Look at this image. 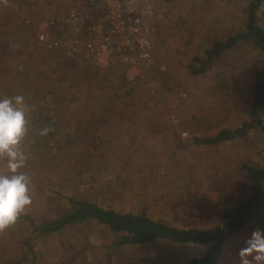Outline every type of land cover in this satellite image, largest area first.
Wrapping results in <instances>:
<instances>
[{
	"label": "rangeland",
	"instance_id": "rangeland-1",
	"mask_svg": "<svg viewBox=\"0 0 264 264\" xmlns=\"http://www.w3.org/2000/svg\"><path fill=\"white\" fill-rule=\"evenodd\" d=\"M255 2L161 0L153 12L161 17L150 13L155 64L148 72L136 67L130 83L123 66L70 62L63 51L38 42L25 19L61 16L63 0H0V97L22 95L30 106L22 171L32 184V204L0 230V264H187L203 257L207 245L168 238L124 244L125 233L96 219L40 231L74 201L179 229L224 227V214L250 193L243 166L264 163V107L258 117L251 114V85L264 67V52L251 38L202 74L190 67L200 65L196 59L215 41L246 32ZM255 14L264 29V0ZM246 122L253 126L244 136L192 150L193 132L203 140ZM44 128L47 135H40ZM6 171L0 157V172ZM257 208L260 215L228 239L218 264H238L246 236L264 228V202Z\"/></svg>",
	"mask_w": 264,
	"mask_h": 264
},
{
	"label": "trees",
	"instance_id": "trees-1",
	"mask_svg": "<svg viewBox=\"0 0 264 264\" xmlns=\"http://www.w3.org/2000/svg\"><path fill=\"white\" fill-rule=\"evenodd\" d=\"M261 1L256 0L251 6L247 31L231 37L226 42L215 41L212 47L206 50L205 58L196 59L200 65L190 67L193 75H199L209 70L223 52L232 48V46L240 41L253 38L257 46L264 52V29L257 25L255 14ZM251 91L253 96V110L251 114L258 117V109L264 107V67L259 73L255 74V81L251 85ZM252 126V122H246L241 129H222L217 135L199 140L198 143L208 145L231 141L244 136L245 128ZM261 128L264 130V127ZM243 169L247 174L246 180L250 182V193L224 214V227L218 225L208 230L179 229L165 223L155 222L145 216L121 213L111 208L102 207L96 203L74 201V208L72 210L64 214L60 220L45 225L40 234L56 231L69 223L96 219L100 223L109 225L115 232L125 233L122 241L124 244L144 243L156 238H168L179 243L207 245L208 247L203 257L193 258L187 264H218L223 245L232 235L239 232L254 215H260L257 204L258 202H264V163L258 167L245 165ZM261 217H258V219L261 220Z\"/></svg>",
	"mask_w": 264,
	"mask_h": 264
},
{
	"label": "built area",
	"instance_id": "built-area-1",
	"mask_svg": "<svg viewBox=\"0 0 264 264\" xmlns=\"http://www.w3.org/2000/svg\"><path fill=\"white\" fill-rule=\"evenodd\" d=\"M63 1L66 11L61 16L53 13L37 20L25 19L39 43L63 51L70 62L103 60L112 67L123 66L130 83H135L136 67L144 72L152 69L157 30L150 13L157 0ZM58 30L61 37L56 35ZM157 85L160 82L154 83Z\"/></svg>",
	"mask_w": 264,
	"mask_h": 264
},
{
	"label": "clouds",
	"instance_id": "clouds-1",
	"mask_svg": "<svg viewBox=\"0 0 264 264\" xmlns=\"http://www.w3.org/2000/svg\"><path fill=\"white\" fill-rule=\"evenodd\" d=\"M30 110L22 95L0 97V157L7 162V171L0 172V230L14 224L32 204L31 178L22 171L28 159L24 142ZM48 131L44 128L39 134ZM237 257L238 264H264V228L251 230Z\"/></svg>",
	"mask_w": 264,
	"mask_h": 264
},
{
	"label": "crops",
	"instance_id": "crops-1",
	"mask_svg": "<svg viewBox=\"0 0 264 264\" xmlns=\"http://www.w3.org/2000/svg\"><path fill=\"white\" fill-rule=\"evenodd\" d=\"M164 1H167V0H162V2H164ZM160 2H161V0H157V1H155V4H156V6L157 7H154V6H152L151 7V15H152V19L154 18V19H156V20H158V18H160L161 16V13H158L155 17H154V14H153V12H155V13H157L158 11H154V8H160V6H163V4L161 3V5H160ZM154 5V4H153ZM155 21V20H154ZM208 49V48H207ZM206 49V50H207ZM206 50H205V52H206ZM59 51H61V50H59ZM206 54L204 53V56L203 55H199L198 56V58H205L206 56H205ZM77 61H82V60H76V61H74V63H76ZM83 63H85V62H83ZM192 123V122H191ZM217 123H219V120H218V122ZM190 124V123H189ZM191 139H194L195 141H194V145H192V150L194 151V150H197V151H199V152H201V151H203V152H205V148H210V147H213V146H206L205 144H197L198 143V141L199 140H201L202 139V135L200 134V133H194L193 132V134H192V137H191ZM226 244H227V242L223 245V250H224V248H226ZM130 246V245H129Z\"/></svg>",
	"mask_w": 264,
	"mask_h": 264
}]
</instances>
